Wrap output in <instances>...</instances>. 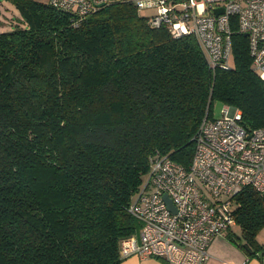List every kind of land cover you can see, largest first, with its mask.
I'll return each mask as SVG.
<instances>
[{
	"label": "trees",
	"instance_id": "obj_1",
	"mask_svg": "<svg viewBox=\"0 0 264 264\" xmlns=\"http://www.w3.org/2000/svg\"><path fill=\"white\" fill-rule=\"evenodd\" d=\"M9 1L20 23L0 31V264H121L151 156L187 167L214 101L264 127L247 37L232 19L231 68L212 70L194 36L151 26L131 0L77 25L47 2ZM234 199L236 238L253 254L264 200L250 186Z\"/></svg>",
	"mask_w": 264,
	"mask_h": 264
},
{
	"label": "built area",
	"instance_id": "obj_2",
	"mask_svg": "<svg viewBox=\"0 0 264 264\" xmlns=\"http://www.w3.org/2000/svg\"><path fill=\"white\" fill-rule=\"evenodd\" d=\"M109 0H48L77 25ZM150 10L147 21L173 37L190 34L207 66L230 69L231 23L247 32L252 68L264 80V0H131ZM222 8L215 14L214 10ZM238 108L225 104L218 117L205 115L185 167L167 155L150 157L149 169L129 211L140 221L137 234L119 243V257H159L168 264H203L212 239L234 224L236 195L254 188L264 200V127L247 130ZM167 194L175 211L167 207Z\"/></svg>",
	"mask_w": 264,
	"mask_h": 264
},
{
	"label": "crops",
	"instance_id": "obj_3",
	"mask_svg": "<svg viewBox=\"0 0 264 264\" xmlns=\"http://www.w3.org/2000/svg\"><path fill=\"white\" fill-rule=\"evenodd\" d=\"M41 2H47L48 0H38ZM0 3L2 1L0 0ZM3 4V3H2ZM8 10V8H7ZM12 12V8H9ZM8 11L2 12L0 9V18H8ZM15 14V13H12ZM20 16V15H19ZM18 16V19L20 17ZM229 234V236H227ZM236 235H240L234 229L216 235L210 245L209 252L210 258L203 264H264V248L255 251L253 254H249L245 247L241 246L242 242L236 238ZM258 244L264 246V235L260 232L256 236ZM121 264H168L162 258L159 257H139L138 255H131L121 261Z\"/></svg>",
	"mask_w": 264,
	"mask_h": 264
},
{
	"label": "rangeland",
	"instance_id": "obj_4",
	"mask_svg": "<svg viewBox=\"0 0 264 264\" xmlns=\"http://www.w3.org/2000/svg\"><path fill=\"white\" fill-rule=\"evenodd\" d=\"M1 1L3 4L0 3V9L2 12L8 11V14H7L8 18H4V19L2 17L0 18V31L10 30L20 23V19H18V16L20 14H19V11L13 6V4L9 0H1ZM9 8H12L13 11L11 12ZM141 12L144 14H150L151 11L142 10ZM12 13H15V14H12ZM230 65H232V56L230 57ZM224 106L225 104H222L220 101H214L212 108H211L212 115L214 117H218L221 114V109ZM232 229H234L237 233H240V230L239 228H237V226L233 225ZM259 232L261 235H264V226H262Z\"/></svg>",
	"mask_w": 264,
	"mask_h": 264
},
{
	"label": "water",
	"instance_id": "obj_5",
	"mask_svg": "<svg viewBox=\"0 0 264 264\" xmlns=\"http://www.w3.org/2000/svg\"><path fill=\"white\" fill-rule=\"evenodd\" d=\"M102 5H104V4L103 3L99 4V6H102ZM214 12H215V14H218V13L222 12V8L220 7L218 9H215ZM243 35L246 36L247 35V32H243ZM163 198H164V200L167 203V207L170 210L175 211V206L173 205V203H172L171 199L168 197V195L167 194H164L163 195Z\"/></svg>",
	"mask_w": 264,
	"mask_h": 264
}]
</instances>
